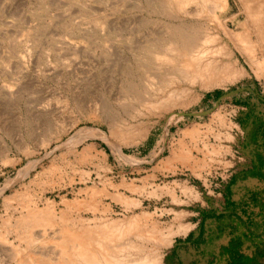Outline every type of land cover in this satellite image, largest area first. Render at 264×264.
Listing matches in <instances>:
<instances>
[{
    "label": "rangeland",
    "instance_id": "rangeland-1",
    "mask_svg": "<svg viewBox=\"0 0 264 264\" xmlns=\"http://www.w3.org/2000/svg\"><path fill=\"white\" fill-rule=\"evenodd\" d=\"M230 1L226 17L264 27V0L249 7ZM249 8L260 18L246 17ZM164 19L146 0H0V264H18L32 248L50 249V228L107 221L122 228L118 221L130 218L134 231L115 238L116 253L127 241L155 250L163 235L184 222L191 229L199 211L215 207L223 179L264 150V68L241 50V73L209 90L177 81L185 90L159 117L130 99L131 83L151 93L134 43L160 31ZM198 24L218 31L208 18ZM253 57L263 60L264 48ZM78 119L70 132L44 142ZM49 206L38 226L15 230L17 220ZM180 235L163 249V264ZM13 250L17 259L9 257Z\"/></svg>",
    "mask_w": 264,
    "mask_h": 264
},
{
    "label": "bare ground",
    "instance_id": "bare-ground-1",
    "mask_svg": "<svg viewBox=\"0 0 264 264\" xmlns=\"http://www.w3.org/2000/svg\"><path fill=\"white\" fill-rule=\"evenodd\" d=\"M146 1H148L149 4L152 5V7H155L156 11L159 14L165 17V21L163 20L164 22L162 24L161 30L152 35L148 40L141 42V44L140 42L134 43V60L136 62L138 70L143 73L146 88H149L151 90V93H145L142 89L138 88L139 85L131 83L130 91L133 94L132 98L130 99H133L135 103L140 102L138 104H141V101H143L146 106L151 107V111H154L157 117L163 114L162 109L177 104L172 98L178 99L179 97H181V93H183V91L185 90L183 89V91H179L180 89L174 86V83H176L177 81L189 85L200 84L205 90H209L212 87L222 84L221 81L226 77L228 78L235 74L241 73L240 71H238L240 69L239 59L235 57L236 51L241 50L242 52H244V54L246 53V56L247 54L250 57L252 56L251 58L253 64H255L261 70L264 68V58L263 60H257L255 59V57H253L255 56L258 47L259 49L260 47L264 48V27L260 28L253 26L254 28H252V26L248 24L249 22H240V20L239 22H236V20L238 19V16L236 15L229 18L228 16L226 17L228 12L230 11L231 1ZM241 1L244 2L246 7H249L253 0ZM242 5L241 7H243ZM252 11L249 8L248 11L243 14L245 15L247 13L248 18H250V16L254 17L257 15L259 16V19L260 15L255 14L253 13L255 11ZM258 13H262L261 10H258ZM203 18H208L213 21L218 31L211 34L210 32L206 31V29L204 30L202 27H199L198 23ZM263 19L261 18V20ZM229 20L232 21L233 24H235V29L231 28ZM253 23L255 25L254 21ZM252 30L254 32H252ZM249 56L247 58H250ZM132 80L130 81L134 82ZM141 83L142 82H140V84ZM164 92H166V96H164V98L162 97V99L160 96H162L161 94H163ZM158 97L160 98L158 99ZM181 102H183V100ZM145 109L146 108H144V111ZM134 111L132 112L133 114ZM136 112H138L137 114L140 113V111ZM144 114L141 113L138 116L141 117V115ZM128 116L129 118H131V120H133L132 117H130V114ZM125 120L127 123V119ZM121 122L125 123V121ZM118 123L119 122H116V125H118ZM78 124L79 119L70 122L69 125H67L68 127L61 125L59 129L52 131L54 134L52 133L50 137L45 138L44 142L46 141L48 143V141L50 139H53V137L59 138L60 135L70 132ZM126 126L127 125L123 127L125 128ZM131 126L127 127L130 128ZM116 128L117 130L119 129L118 132L122 129L118 128V126ZM150 128H152V126ZM131 130L129 129L128 131L127 129L129 133L132 132ZM128 132H126L127 135H130L128 134ZM234 135L235 129L233 128V126H230L228 128L227 137L231 139L232 136L234 137ZM123 137L121 138V141L123 140ZM73 138H75V136ZM117 152H121L120 147L118 148ZM51 210L52 208L51 206H49L48 208L46 207V209H44L42 212L36 211L35 215L32 217L17 220L14 224L16 227L15 230L18 229L19 231L21 229V231H27L29 230L30 226H38L40 221L48 217V214ZM118 222L122 223L120 224L122 228L117 227L116 224H112L114 223L112 221H107L106 223L103 222L104 224L102 227H100V225L102 224L95 226H92L91 224V226L83 227L80 230H74L73 228L69 230L63 228H50V230L52 231L50 239L51 241H54V244H50V249L36 250L32 248L30 254L26 256L27 259H20L18 264H163V249L171 244L172 238L174 236L186 234L190 228V225H185L184 222V225L178 227V231L174 230L173 232L171 231V229H168L167 231L171 232H168V235H163L162 243L159 244L156 242L157 245H160V247L149 252H145L146 249L144 250L143 246L140 243H136L135 241H127L125 243L126 250H124L122 254H119L116 253V250L114 249L116 248V246H113L115 245L114 240L116 237L117 239H119V236H125L133 233L134 220L133 218H130L129 220ZM119 233L121 235H119ZM135 235L136 237L144 238V236L141 234ZM147 238L150 237L148 236ZM111 248L112 252L110 251ZM10 256L14 259H17L18 253L13 250L9 257Z\"/></svg>",
    "mask_w": 264,
    "mask_h": 264
},
{
    "label": "crops",
    "instance_id": "crops-1",
    "mask_svg": "<svg viewBox=\"0 0 264 264\" xmlns=\"http://www.w3.org/2000/svg\"><path fill=\"white\" fill-rule=\"evenodd\" d=\"M249 162L223 179L215 207L199 211L194 226L166 251L164 264H264V150Z\"/></svg>",
    "mask_w": 264,
    "mask_h": 264
},
{
    "label": "trees",
    "instance_id": "trees-1",
    "mask_svg": "<svg viewBox=\"0 0 264 264\" xmlns=\"http://www.w3.org/2000/svg\"><path fill=\"white\" fill-rule=\"evenodd\" d=\"M236 264H244V263H241L240 261H237V263Z\"/></svg>",
    "mask_w": 264,
    "mask_h": 264
}]
</instances>
